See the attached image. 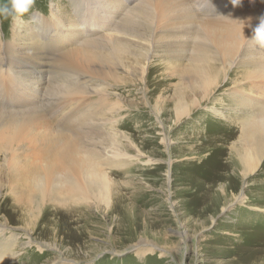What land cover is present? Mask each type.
<instances>
[{"label": "rangeland", "instance_id": "374dc122", "mask_svg": "<svg viewBox=\"0 0 264 264\" xmlns=\"http://www.w3.org/2000/svg\"><path fill=\"white\" fill-rule=\"evenodd\" d=\"M145 1L35 0L15 22L0 16L3 62L19 53L46 62L22 76L23 94L0 93V264H264V153L245 177L235 151L247 148L246 122L264 115V47L251 41L264 0H174L185 10L179 18L165 1ZM250 7L262 16L240 21L244 36L237 34L239 49L229 52L226 16ZM59 71L71 77L59 79ZM76 73L87 82L74 80ZM13 75L18 69L6 64L4 86ZM68 88L60 107L29 129L7 120L28 115L32 93L39 100ZM100 102V118L76 129L87 138L81 155L92 152L105 164L110 198L69 199L52 187L36 192L31 182V200L23 189L28 173L16 175V184L9 165L45 164L50 130L69 134L61 125L68 116L92 113ZM17 143L33 149L13 154Z\"/></svg>", "mask_w": 264, "mask_h": 264}, {"label": "bare ground", "instance_id": "6f19581e", "mask_svg": "<svg viewBox=\"0 0 264 264\" xmlns=\"http://www.w3.org/2000/svg\"><path fill=\"white\" fill-rule=\"evenodd\" d=\"M147 1H149V3H151L150 0H147ZM147 1H145V2H147ZM164 1L167 4L168 10L172 9V10L178 12L174 16L178 17L180 15H184L185 10L183 8H181L180 5H178V3H176L174 0H163V1L160 0L159 4L161 5V3ZM153 2H154V0H153ZM154 3L157 4L156 2H154ZM203 4H205V3H203ZM147 5H148V3H147ZM150 5L152 6L154 4H150ZM151 6H150V8H152ZM154 6H156V5H154ZM247 7H248V5H247ZM155 9H156V7H155ZM161 13L162 12H160V14ZM191 14L192 13H190V16H191ZM258 14L260 17L262 16V15H260V14H262L261 11H257L255 9L252 10V8H251L250 11L246 10L244 12L242 10H240V11L234 10L233 12H231V14H228V16H226V18L229 20L227 21V25L224 26V28H225L224 33L226 35L227 40L230 43L228 46V49H227L229 52L232 49L234 50V52H237V50L239 49L237 46L238 45L237 42L239 41L238 38H241V37L237 36V34L240 33L242 36H244L243 35V32H244L243 31V25H240V21L241 20L246 21L247 17H253V16H256ZM150 16L151 15L149 12L146 13V18H148ZM129 17H131V16H129ZM154 18H156V17H154ZM167 19H169L172 23L173 19H171V18H167ZM235 21H236V24H235ZM210 22H212V21H210ZM55 24L57 25L56 22H55ZM213 25H215V24H213ZM215 42H217V41H215ZM220 43H223V42H220ZM96 44L100 47L103 46V44H101V42L96 43ZM224 44H225V42L223 43V45ZM226 54H224V56L227 58ZM8 58L11 61L8 63H5L2 60L3 56L0 55V93H6V91H8L9 93H6V94L9 95L11 93L12 94L11 96L23 94V88L20 87L22 76L24 74H27V73L29 74L32 71H38V70L42 71V69L46 65V62L39 60V59L43 58V55H37L36 53H34V54L33 53L32 54H30V53H19L17 56L12 54V55L8 56ZM22 58H24V60H21ZM201 62H205V59L201 60ZM6 64H8L11 67L17 68L18 72H19V75L17 77H15L13 75V79H11V82L6 84L9 86H4L3 81H2L3 68ZM208 66H209V64H208ZM16 72L17 71H15V73ZM210 75H212V74H210ZM58 76L60 79V78H63L64 76L71 77V74L68 72H65V71H59ZM205 76H209V75H205ZM72 78L74 80L81 78V80H83V82H87V77L85 74H82V75L77 74V73L72 74ZM206 78L208 79V77H206ZM3 86L7 87V88H4ZM180 90H181V88H180ZM59 91H64L65 94H61V95H58L55 97H42L39 100L32 93L30 95V100H31L30 104H32L31 106H33V107H30L29 109H27L29 111L28 115L27 116L21 115V117L11 115V117L8 118L7 120L11 121V125H16V127L14 128L15 130L29 129L27 127V125L33 124L36 120L40 119V117L43 116L44 112L53 111L54 109L57 108V106L60 107V105L64 102L63 100L65 99L64 98L65 95L71 94L73 89L68 88V89L59 90ZM81 95H82V92L78 91L77 96H81ZM181 95H183V94H181ZM207 95H208V90H206V92H205V96H207ZM44 100H46V101H44ZM204 100H205V98H204ZM47 101H48V103L45 104V102H47ZM39 102L41 104V108H39V106H36V104ZM100 104H101V102L98 105H96V107L92 108V113H90L88 111H85L83 113H77V117L69 115L68 119L64 123L61 124V125L65 126L66 128H68L69 134H63V133L55 132L54 130H50L51 132H49V133H52V135H53V139H52V142L50 145V152L46 151L47 149L43 150V154L40 156L42 162L45 164L41 165L40 167H34V164L32 165L33 167H27V168L20 167L21 168V169L19 168L20 170L18 169V167L21 165H19L18 167H14L13 164L9 165V167L7 169L8 176L10 178H12V180L16 184H18V180H19V179H17V180L15 179L16 175H23V174L28 173L25 178H24L25 175L22 178L25 180V181H23L24 182L23 183V189L25 190L26 193L31 192V194H30L31 200L33 199V201H34L36 199V195L34 193L35 191L36 192H40V191L44 192L46 190L49 191V190H51V187L53 188L54 193L57 190L56 193L59 194V196L64 195L65 197H68L69 199H72V198L77 199L80 196L85 197L89 194H96L103 201L104 200L107 201L108 198H110L109 196L111 194V191H113L112 190L113 184L111 182V179L108 177V174L104 171L103 166L105 164L102 163L103 160H101V158L97 154H94L92 152L90 153V155H87V154L81 155L83 153L81 146L83 147V142H85L86 135L84 132L76 129V124H77V127H80V129L82 130L84 128V126H83L84 124L88 125V126H92L94 123L92 122V124H91L90 120L94 121V120L100 118V113H102V110L104 109V106H102ZM195 105L198 107L200 105V103H195ZM183 108H185V107H183ZM35 110H37V111H35ZM189 110H190V108H189ZM189 110L186 109V110H183L182 112H178L177 119L179 120L182 117H185L188 114ZM261 116H263V117H260L256 120H254L255 119L254 118L253 119L254 121H252V122L248 120V122H246V124H245L244 130H243V133H244L243 138L246 141L245 145H247V148L245 150H243L242 152H239L240 150L238 151V149L235 150L236 153L238 152L239 159L241 161V164L243 165V175L245 177H248L250 174H252L256 171V169L258 168V165L261 162V157L263 156L262 154L264 153V151L262 152L261 150L255 151V148L258 147L259 145H260V148L264 147V115H261ZM1 122H2V119H0V124H1ZM103 125L105 127H108V128H109L108 125H110L111 127L113 126V128H114V125H112L111 123H109L108 125L107 124H103ZM47 135H48V133H47ZM70 135H74V137H76L75 139H77V140L71 138ZM67 137H69L70 139L68 140ZM51 138H52V136H51ZM110 140L112 142H115L116 138L110 137ZM17 145H20L19 148ZM31 145L32 144L29 145L28 143L23 144V145L17 143L15 145V147L17 146L18 149L17 148L14 150L11 149L10 151H12L11 153L16 154L15 151L20 149L22 151L21 155H23V153L28 152V150H30V149H33V146H31ZM241 145H243V144H241ZM251 145H252V147H251ZM24 146H25V148L26 147L27 148L24 149ZM46 146L47 145H45V147ZM253 146H255V148H253ZM45 147L43 146V148H45ZM243 149H244V147H243ZM114 156L117 157V156H119V154H114ZM23 157H24V155H23ZM104 161L107 162L106 165H110V168H111L112 163L109 162L110 160H108V161L104 160ZM28 163H29V161H28ZM18 164H20V163L18 162ZM26 165H27V162H26ZM30 165H31V163H30ZM1 171L2 170L0 168V172ZM33 175H34V178L37 177L36 178L37 180L35 182L36 184H34L33 181H31L33 179ZM58 181H61L62 182L61 184L64 183V185H62L60 187L58 186L59 188H55V182H58ZM31 182L33 184V187L35 186L34 192L32 190H30V188H31L30 183ZM14 186H16V185H14ZM16 187H14V188L17 189L19 186L17 188ZM22 191H20V194ZM37 197L39 198L38 195H37ZM106 205H107V203H106Z\"/></svg>", "mask_w": 264, "mask_h": 264}, {"label": "clouds", "instance_id": "9594fccd", "mask_svg": "<svg viewBox=\"0 0 264 264\" xmlns=\"http://www.w3.org/2000/svg\"><path fill=\"white\" fill-rule=\"evenodd\" d=\"M34 3L35 0H9L7 4L0 6V16L5 19L10 17L15 22L32 11ZM234 4H237V0H234ZM251 41L260 47H264V17L260 19Z\"/></svg>", "mask_w": 264, "mask_h": 264}]
</instances>
